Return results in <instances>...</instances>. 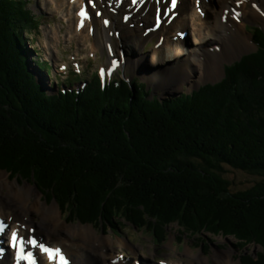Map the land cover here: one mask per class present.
<instances>
[{
    "label": "bare ground",
    "instance_id": "1",
    "mask_svg": "<svg viewBox=\"0 0 264 264\" xmlns=\"http://www.w3.org/2000/svg\"><path fill=\"white\" fill-rule=\"evenodd\" d=\"M53 1L55 8L67 16V21L71 23L70 35L83 41V31L88 24L93 23L94 37L90 42V50L107 51V58L103 59L102 64L106 82H95L96 87L102 91L106 90L105 107L102 120L99 121L103 126L110 122L129 123L143 111L153 107L168 106V113H165L167 115L171 110L182 113L185 107L189 109L193 105L196 96L207 100L209 95L203 91V80L207 81L204 87L214 86L217 84L214 79L222 73L223 66H228L226 62L252 48L250 41L253 32L249 20L256 19L264 27V0H175V3L173 0ZM18 30L19 36H15L13 40L17 46L14 58L18 63L8 66L15 73L13 75L10 71L11 76L6 77L8 70L0 68V96L7 90V95L12 99L5 102L4 97L0 98V115L25 105L22 97L19 98L21 102L15 101L16 91L22 87H28L32 91L28 95L30 100L36 98L41 90L48 94L45 85L43 87L35 76L39 71L35 64L42 49L29 43L31 33L24 34L23 28L16 27L15 32ZM55 34L54 42L49 43L44 39L45 47L51 51L57 48L60 31H55ZM86 34L89 35L90 30H87ZM42 35H45V32ZM148 42H153V45L147 46ZM139 50H148L152 55L144 57L143 52ZM143 57L150 65L148 69L143 68ZM8 58L11 59L9 56ZM21 65L24 67L23 71L19 70ZM64 66H67L66 61ZM135 69L142 70L143 74L132 75L131 70ZM51 70L52 67H48L43 73L49 78L50 85L54 86V93L60 94L65 90L66 84L51 78ZM125 87L128 88L127 91ZM186 89L189 92H186ZM259 113L261 115L262 111ZM183 120L186 124L191 122L186 118ZM248 121L252 119L249 118ZM102 129L105 128L101 127L100 130ZM175 147L172 140L163 142V148L171 154H176ZM62 167L55 166L52 171L35 175L36 178L29 180L28 184L18 187L16 185L21 184L17 180L11 182L6 173L0 172L1 185L20 200L22 212L17 216L8 213L5 208L10 205L3 204L0 199V218L7 223L5 230L0 233V264H122L123 258L120 257H123L122 251L126 243L120 238V230L107 228L103 231L105 236H95L96 233L90 225L68 224L65 219L71 215H74V218L83 216L97 228H101L105 221L112 227H117L128 214L127 208L130 207L131 198H122L120 203L113 205L112 208L117 206V214L106 220L109 210L104 209L113 203L111 197L115 195L108 189L110 184L100 183L101 193L96 198H90V191L98 185L87 190L88 185L83 182L85 185L80 189L79 196H75L72 191L74 189L61 175V172H64ZM148 171L138 174L140 182L149 180L156 184L160 181L154 177L152 170ZM113 177L114 175H111V178ZM59 178L61 182L58 184ZM164 179L167 183V179ZM141 193L143 196L147 195L144 190ZM41 199L52 204L41 202ZM133 204L135 207L142 206L138 201ZM188 208L193 209L189 214H200L196 206L190 204ZM32 211L43 215L48 224L42 227L33 222L28 217ZM159 211L157 208L154 212L159 215ZM157 215L152 217L164 227V220ZM64 217L65 221L62 220ZM129 222L127 219L128 226ZM200 222L205 224L200 231L203 234L208 224L201 220ZM153 223L148 221L146 227L163 230L161 227H155ZM55 231L65 232V235L58 238L54 235ZM13 232L17 233L15 246L12 240ZM74 236L79 239L75 240ZM168 237L167 232L162 235L163 240L154 238L157 246L155 249L151 247L152 252H157L161 258L170 251L179 254L188 252L187 264L207 262L203 254H195L198 252L192 248L195 243L188 239L183 240L185 247L183 252H179L177 246L172 247ZM114 239L119 241L120 245L112 247ZM89 241H93L90 246ZM160 245H163V248H160ZM261 250L264 251V248ZM105 253L112 256L106 258ZM244 253L248 255L247 252ZM216 258L214 257L215 264H233L232 259L230 262L226 261L229 257L223 262L220 254H217ZM170 260L172 261H168V264H183L177 259ZM141 262L142 260L136 261L135 264ZM164 263L165 260L159 264Z\"/></svg>",
    "mask_w": 264,
    "mask_h": 264
},
{
    "label": "trees",
    "instance_id": "2",
    "mask_svg": "<svg viewBox=\"0 0 264 264\" xmlns=\"http://www.w3.org/2000/svg\"><path fill=\"white\" fill-rule=\"evenodd\" d=\"M29 4L30 0H0V68L8 70L6 77L11 76L10 71L13 75L15 73L8 66L18 63L14 58L17 46L13 40L15 36H19V30L15 32V28H23L24 34L36 33L41 23V17L35 15ZM256 41L259 49L255 53L244 57L233 66L226 67V77L214 86L203 87V91L209 95L207 100L196 96L193 105L189 109L185 107L182 113L171 110L167 115L165 113H168V106L153 107L143 111L129 123L110 122L103 126L99 121L102 120L105 107L106 90L102 91L96 86L88 87V91L87 88L83 89L79 94L71 90L62 91L60 94H46L41 90L38 97L30 100L28 95L32 91L28 87H22L16 91L15 101L21 102L19 98L22 97L25 105L0 115V127L6 129V133L0 135V168L10 171L14 169V173H22L29 178L33 167L35 177L45 171H52L55 166H63L61 170L64 172H61V175L74 189L72 191L75 196H79L80 189L85 184L90 186H87V190L98 185L90 191L89 196L96 198L102 191L99 184L109 183L108 189L115 195L111 197L113 203L107 207L109 212L106 220L112 219L110 214L113 205L120 203L122 198L130 197L131 203L127 208L126 218L133 224L146 226L150 220H147L145 215H148V218L151 214L157 215L154 211L159 208L157 216L162 220L174 221L172 219L177 218L178 225L183 228L191 225L189 228L192 231L202 230L205 224H201V220L208 224L206 226L212 232H215L216 228L219 231L232 227L239 238L248 240L258 235L260 240H264V207L263 203L259 202L260 195L264 192V179L256 192H249L242 197L238 193L230 195L219 184L221 177L214 178L209 167L195 165L189 159L192 157L190 149H193V146H213L210 151L214 153L223 145L225 149L220 154L221 160L239 167L241 162L238 157L229 152L232 144L245 155V148L253 146L255 142L257 149L248 151L249 154L245 155L248 159L244 161L254 165L252 168H264V127L259 130L252 129L254 120L245 122L244 111L252 109L258 113L264 112V86L258 88L259 91L262 90L263 96L259 95L257 90L251 92L239 86L243 85V81H250V84L253 80L256 81V72L264 65V36L260 32L256 34ZM36 64L42 70L50 67L48 62H40L38 59ZM23 65L19 70L23 71ZM260 77L264 80V69L260 71ZM125 89L128 90L127 87ZM7 94L6 90L5 94L0 96L4 97L5 102L12 100ZM44 105L52 112L49 113ZM46 114L47 120L41 122ZM6 116L11 117L12 122H9ZM183 118L191 122L186 124ZM23 121L30 124L33 133L26 132ZM35 121L36 125H33ZM101 127L105 129L100 130ZM165 140L175 142L176 154L163 155L159 163L152 159L147 161L145 151L156 152L163 149ZM123 143L131 148H123ZM116 151L122 152L119 160L113 157ZM81 155L80 162L86 171L84 176L78 179V174L73 171H77ZM178 158L185 161L179 169L174 164ZM218 164L214 159L211 165ZM122 165L123 173L122 169L120 170ZM186 165L189 167V170H186L188 175L194 177L192 186L186 190H177L174 185L172 188L169 179L178 174L183 176L185 172L182 168ZM147 167L154 172V177L160 179L158 183L151 184L152 186H149V180L140 182L138 174L135 175L138 169ZM126 168L128 171L125 173ZM190 170H193V174ZM217 172L220 173L221 169H217ZM260 174L264 175V170ZM111 175L114 177L111 178ZM57 181L59 184L61 179ZM142 190L146 192V196L142 195ZM161 191H164L166 196L160 195ZM167 196L172 202L166 200ZM136 201L142 206L135 207L133 203ZM190 204L196 206L200 214H189L193 211L188 208ZM227 204L229 210L226 208ZM174 212L179 213L176 215Z\"/></svg>",
    "mask_w": 264,
    "mask_h": 264
},
{
    "label": "rangeland",
    "instance_id": "3",
    "mask_svg": "<svg viewBox=\"0 0 264 264\" xmlns=\"http://www.w3.org/2000/svg\"><path fill=\"white\" fill-rule=\"evenodd\" d=\"M31 1V7L35 10V14L38 17H41V25H40V30H38L36 33H31V37L29 39V43H31L33 46H36L38 48H41L42 51L39 52V56L38 59L42 60L44 62H46L47 60L51 61L52 64V70H51V78L53 77L54 79H56L57 81L61 82H70L71 80L73 81V78L70 77L72 76L71 73L73 72V68H76V66H74V64H72L69 61L67 62V69L65 71H60L58 69L59 64L61 63V60L63 62V60H66L65 58L67 53L73 50H79L80 49V43L82 41L78 40L76 37H74L71 40H68V34L66 33L65 36V32L66 30H69V27L66 28V22L64 21L66 19L65 16H63L61 13H58L62 16V19L60 18V20L58 18H54L52 16L57 14V9L55 8V4L53 0H30ZM250 23H255L261 26V28L264 30V27L261 25V23L259 21H257L256 19L253 20H249ZM89 27V25H88ZM87 27V29H88ZM90 29H93L92 27H90ZM59 30L60 34H59V40L56 42L57 48L55 51H51L50 48L45 47L44 45V39H47L50 42H54V37H55V31ZM45 32V35H42V33ZM90 33H92V31H90ZM68 38V39H67ZM67 39V40H66ZM254 40V47H252L250 50L248 51H244L242 52L240 55L235 56L234 58H232L231 60L227 61L226 65H230V64H234L235 61H237L238 59H240L244 54L253 52L254 49L256 48L255 45V40L256 37L254 38L252 35L251 40ZM90 40L92 41V38L89 39H85L84 42H89ZM251 43V41H250ZM153 42H148L147 46H152ZM252 45V44H251ZM44 47V49L42 48ZM263 49V48H262ZM97 51H99L97 53V57L90 61L92 62L91 67L92 69H94L96 66H98V64L101 63L102 60V53L101 51L98 49ZM143 52L142 50H139V52ZM148 51V50H147ZM143 52V56L144 57H149L150 55H152V52ZM74 52V51H73ZM144 69H148L149 68V63L146 62V60L144 59ZM225 67V66H223ZM264 69V65H262V68L259 69L256 72V76L258 79L255 81L253 80L252 83L250 84V81H243L242 82V86L239 84V86L241 87V89H245L251 92H254V90L259 91V87L264 86V80L261 79L260 77V71ZM69 71V72H68ZM131 74H143V71H138V70H131ZM131 75V76H132ZM252 75V74H251ZM35 76H37V80L40 82V84L44 87L45 85V89L47 90V92L49 93H54L55 89H53L54 86H52V84L50 85L49 83V78L46 77V75L40 71H37ZM90 76V72H87V68H83V77H89ZM223 77H226V69L222 70V73L219 74V76L217 77V79H214L216 81L221 80ZM71 79V80H69ZM207 81L203 80L202 82V88L204 87V83H206ZM78 86V85H77ZM68 88V87H67ZM66 87H64V89H67ZM53 89V90H52ZM71 89V87H70ZM66 91V90H64ZM186 92H189L188 89H186ZM259 95L263 96V92L262 90L259 91L258 93ZM44 107L49 110L48 112H52L50 111V108L45 106ZM44 111H46L44 109ZM245 111V122L248 121L249 118L253 119L254 121V126L252 129L255 130H259L261 128L264 127V112L261 113V115L257 112V111H252V109H247L244 110ZM60 113V112H58ZM9 122H12V118L9 116H6ZM47 120V114L45 116V118H43V121ZM16 125H18L17 123H15ZM33 125H36V121L33 123ZM43 126H45V124H42ZM10 127V125H8ZM41 127V126H38ZM37 127V128H38ZM23 128L26 129V132H30L31 133L34 132V130L30 127V124L27 121H23ZM36 128V126L34 127ZM18 131H19V126H18ZM264 130V129H263ZM40 131V130H39ZM6 133V129L3 127H0V135H4ZM17 133V132H16ZM257 136L259 137V139L261 138L258 135V132L256 131ZM46 135H43V137H45ZM122 141V140H121ZM122 143V142H121ZM258 143V142H257ZM116 144H120V143H116ZM213 144V142H212ZM249 144V143H248ZM248 144H244V145H248ZM255 144V142H254ZM253 144V146H249L245 148V155L249 154V152L254 151L255 149H257V145L255 146ZM79 147V145H78ZM120 147V146H119ZM121 148V147H120ZM123 148H131L128 145H125V143H123ZM213 148L212 147H208V146H204L203 144H200L196 147L193 146V149H190L191 152V158L190 161L195 164V165H203L205 167H209L211 172V175L213 174V177H221V181L219 182V184L224 187V189H226L227 193L230 195H233L236 193H238V195H245L249 192H256L260 187V184H262L261 180L264 179V175H261L260 172L264 170L263 169H256V168H252L254 165L251 164H247L245 160L248 159V156H245L244 154H242L241 151H238L235 146L232 144L229 152L234 155L235 157H238L239 163L238 166L239 167H234L232 166L230 163L224 162L223 160H221L220 158V154H222L221 152H223V150L225 149L223 147V145H221L220 149L218 150V152L215 150V152H211L210 150ZM113 152V151H112ZM122 152L120 151H116V153H113V157L116 158V160L121 159ZM146 153V160H153L155 161V163H159L160 160L164 157L163 155H169L171 154L168 150H165L164 148L161 150H158L156 152H147ZM133 154H135L133 152ZM163 156V157H162ZM181 157V156H179ZM183 157V155H182ZM215 159V161H217L219 164L217 166H212V161ZM79 164L77 167V172H75V174L77 175V178L80 179L81 176H84V172L86 171L85 169H83V166L81 165L82 161V155L81 158L78 159ZM123 161V159L121 160ZM113 162H115V160H113ZM185 164L184 159H177L176 162H174V164L176 165V167L181 168L182 164ZM173 163L172 165L175 166ZM124 165V164H123ZM120 166V170L122 169V173L124 170V166ZM180 165V166H177ZM194 167V166H193ZM178 168V169H179ZM196 168V167H194ZM217 169H221V172H217ZM148 167L145 169H138L135 172V175L142 173V172H149L148 171ZM189 170V167L186 165L184 168H182V171H184L183 176L178 174L175 175L173 178H170L169 181H171L172 183H169L170 186L173 188V185L176 187V189L178 190V188L180 190H186V188L190 189V186H192V182L194 180V177L190 174L188 175L187 171ZM3 173L9 174L7 172H5L4 170H0ZM12 173H14V169L11 170ZM32 173L31 174H36L35 172V167L32 168ZM128 171V169H125V173ZM190 173L193 174V170L189 171ZM38 174V173H37ZM202 174L205 175L204 171H202ZM200 176V175H199ZM8 179L11 182H15V180H17V178H13V176L9 175ZM188 180L190 183H188ZM120 182H122L121 180H118ZM17 182L21 185H16L18 186H23L25 184H28L26 181L18 179ZM158 183V182H157ZM124 184V182H123ZM149 186H152L151 182H148ZM162 194L160 195H165L164 191H161ZM0 197L3 200L4 204H9L10 207L7 208V211H11L13 215L17 216L21 215V206H20V200L16 199L12 194H10V192L8 191V188L3 187L0 183ZM11 199H10V198ZM236 197V196H235ZM170 202H172V199H170L168 196L166 197V200H168ZM234 199V197L232 198ZM41 202H46L45 200L41 199ZM259 202L263 203V207H264V192H262V194L260 195V199ZM47 203V202H46ZM47 204H52V203H47ZM226 208L229 210L230 207L226 206ZM105 211H108V208H105ZM176 215L179 212H174ZM64 214V213H63ZM117 214V208H112V213L110 214V217L113 218L115 215ZM153 214H151V216L148 218V215H145V217L147 218V220L153 221V225L155 227H161L163 228V230H159L158 228H153V227H146L147 230H149V232L147 233L144 230H139L136 231L135 228H132L131 226L126 225L124 222L121 223V227L117 226V227H112V225L108 224L106 221L101 225V228H97L96 226H94L92 224V222H87V219L85 217H77L74 218V215L69 216L67 219H65V217L62 220H66V222L68 224H76V223H80L82 225H90L93 230L95 231L96 235L95 236H105L103 235V231L104 229L107 228H113V229H117L120 230L121 233V237L122 240H124V242L126 243V246L123 248V255L122 256H126V257H130L132 254H136L137 258H140L139 261L142 260L141 263L139 264H153V260L156 259L157 257H161V255H159L157 252H153L152 254L149 251V247L152 249L157 246L154 242H150L151 237L154 238V236H156L158 239L163 240L162 235L168 232V235L170 237V242L172 247H176L179 252H183L185 245L182 244L183 240L188 239L190 242L195 243V245L192 247L194 250H199L198 252H196L195 254H203L204 257H207V262L203 261L201 264H210L209 262H211L212 264H215V259L217 254H220V257H222V262L223 260H225L227 257L228 260L230 262V259H232V262L234 264V262H239L240 264H264V251H262L261 249L264 248V240H260V236H252L250 237L248 240H245V238H239L237 236V233H235V229L232 227H228L226 228V230H220L218 231V229L216 228L215 232L209 231L210 229L207 228L208 230L205 231V233H201L200 231H192L191 225H189V227L186 226V228L180 227L178 226V219L174 218L172 220L174 221H164V227H162L157 221L154 220V218L152 217ZM172 215V214H171ZM63 216V215H62ZM173 216V215H172ZM28 217L35 223L41 225L42 227H45L46 224H48L45 219H43V215L40 216V214H38L35 211H32L30 214H28ZM64 220V221H65ZM76 220V221H75ZM133 225V224H132ZM134 226V225H133ZM135 227V226H134ZM47 229H49V227H46ZM34 229V227L32 228ZM31 229V230H32ZM151 231V232H150ZM214 231V230H213ZM153 233V235H152ZM175 233V235H174ZM189 233V234H188ZM114 234H116L114 232ZM191 234V235H190ZM222 234V235H221ZM54 235L56 237H61L65 235V232H60V231H55ZM110 235H112V233H110ZM148 235V236H147ZM171 235V236H170ZM94 236V237H95ZM128 236V239H127ZM168 237V239H169ZM176 237V238H175ZM173 238L174 239V244H173ZM74 239L77 240L79 239V237L77 238V236H74ZM115 241H113V243L111 244V246H118L119 241H117L116 239H114ZM93 243V241H89L88 246H90V244ZM169 245V246H171ZM160 248H163V245L159 246ZM87 250L89 251V248L87 247ZM151 250V249H150ZM204 250L206 253H208V256H205L204 252L202 251ZM152 251V250H151ZM244 252H247L248 255H246ZM254 253V254H253ZM260 254L259 256L257 254ZM106 254V258H109L110 254L105 253ZM150 256V257H149ZM183 257L185 258L184 260L186 261V257L188 256V252H184L183 254H179L176 253L174 251H170V253H168L167 255H165L163 258L165 260L169 259L168 257ZM151 258V259H149ZM251 258L252 261L251 262ZM153 259V260H152ZM217 259V258H216ZM258 261V262H257ZM128 260H123L122 264H127ZM218 264V263H216ZM223 264H225L223 262Z\"/></svg>",
    "mask_w": 264,
    "mask_h": 264
},
{
    "label": "snow or ice",
    "instance_id": "4",
    "mask_svg": "<svg viewBox=\"0 0 264 264\" xmlns=\"http://www.w3.org/2000/svg\"><path fill=\"white\" fill-rule=\"evenodd\" d=\"M133 2H135V0H133ZM173 3H175V0H173ZM5 228H6V224L3 221H0V232H3L5 230ZM16 239H17V233L13 232L12 233V240L14 242L13 246H15ZM32 243H34V242H32ZM30 256H31V254H29V257ZM33 264H34V262H33Z\"/></svg>",
    "mask_w": 264,
    "mask_h": 264
}]
</instances>
